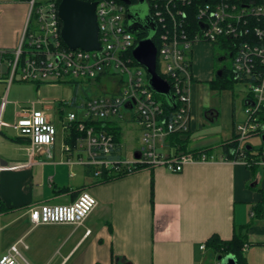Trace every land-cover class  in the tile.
I'll return each instance as SVG.
<instances>
[{
	"label": "built area",
	"instance_id": "built-area-1",
	"mask_svg": "<svg viewBox=\"0 0 264 264\" xmlns=\"http://www.w3.org/2000/svg\"><path fill=\"white\" fill-rule=\"evenodd\" d=\"M62 1L20 0L28 6L26 23L16 48L0 45V82H6L5 78L9 77L8 89L16 81L36 86L70 84L78 92L95 82L101 89L112 84L110 93L97 97L86 95L82 102L77 95L68 103L71 111L61 118L64 149L75 156V161L69 159L68 164L93 168L97 178H116L132 174L138 168L165 166L177 173L187 164L211 161L213 157L207 154L181 151L166 156L160 151L172 136L190 131L191 93L195 83L193 51L196 45L209 43L224 51L220 63H225L226 58L230 60L235 79L249 88L245 101L247 117L236 127L237 136L233 140L237 144L234 152L240 158L234 162L264 166V151L261 156L246 154L251 147L248 140L256 135L264 136V0H143L158 28V72L176 99L171 114L163 97L150 88L146 68L133 56L142 35L129 28L130 7L122 0H78L97 4L102 50L73 51L62 38L63 22L59 15ZM130 1L131 6H136L142 0ZM2 4L0 0V9ZM53 102L65 104L60 100ZM7 103L8 96L1 104L0 137ZM19 109L13 124L16 139L28 140L33 150L53 146L58 132L52 116L46 112L51 106L39 110L37 103H31ZM125 122L138 128L141 140V148L129 158L123 153L124 145L120 146L110 130L117 126L123 133ZM136 154L140 157L136 158ZM31 165L29 162L11 169ZM6 169L0 165V170ZM97 206V199L83 191L71 205H37L29 209V214L36 227L79 226ZM201 249L207 250L206 244ZM248 249L249 245H245L244 251ZM23 261L17 246L0 256V264H23ZM213 264L223 263L217 257Z\"/></svg>",
	"mask_w": 264,
	"mask_h": 264
},
{
	"label": "crops",
	"instance_id": "crops-1",
	"mask_svg": "<svg viewBox=\"0 0 264 264\" xmlns=\"http://www.w3.org/2000/svg\"><path fill=\"white\" fill-rule=\"evenodd\" d=\"M16 19L18 23L11 25L5 14L0 17L3 48L17 47L25 18L17 15ZM202 50L199 46L193 51L195 83L187 151L211 149L213 159L187 164L177 173L160 166L100 183L93 168L68 164L75 156L65 151L64 135L60 143L56 139L51 147L33 150L28 140L12 139L2 131L0 165L8 169L0 170V253L5 255L17 246L24 264H123L114 263L115 258L130 264H213L211 257L217 256L201 246L213 235L231 240L236 225H247V262L264 264V215L254 213L262 202L264 183L259 187L246 164L227 161L224 156L223 145L244 120L237 121L233 109L220 118L204 103L208 89L219 91L210 84L219 78L217 69L212 71L210 50L206 54ZM204 77L206 86H196ZM228 90L232 89L221 91ZM66 102L58 104L60 118L62 107L69 106ZM52 109L53 105L48 110ZM217 118L223 120L218 132L211 129L209 136L194 137L198 129L204 130ZM175 137L160 149L166 156L181 152L171 143ZM29 162L31 166L11 169ZM83 191L90 192L98 206L82 225L36 227L31 223V207L71 205Z\"/></svg>",
	"mask_w": 264,
	"mask_h": 264
},
{
	"label": "rangeland",
	"instance_id": "rangeland-1",
	"mask_svg": "<svg viewBox=\"0 0 264 264\" xmlns=\"http://www.w3.org/2000/svg\"><path fill=\"white\" fill-rule=\"evenodd\" d=\"M1 2L3 3L1 6L3 7V10L0 11L1 12L0 17L1 15L5 14L6 21L10 22L12 20V22H10L12 23L11 25H15L18 23V19H16L17 15H24L25 18L24 24L26 23V17L28 11V6L26 4L20 3V0H1ZM136 8L141 11L142 18H145L149 12L148 4H141V5L138 4L136 5ZM13 19H15V21ZM7 31L11 32V30L10 31L7 30ZM198 45L204 48V50H202V54H206L207 49L210 50L211 59H212V71L214 69L216 70L220 65L217 63V60L223 56L224 51L218 48L217 46L209 43H201ZM198 45H196L195 48H198L199 47ZM215 75L212 74L211 77L214 78ZM7 79H9V77L5 78L6 80L5 83L4 81L3 83L0 82V97L2 98L1 104L3 102V99L6 96H8V103L4 109V116H3V120L5 123V126L3 127V133L7 137H10L12 139L17 136L16 132L13 129V124L15 122V114L17 111L20 110L19 108H21L22 106H26L31 103H37V108L39 110H45L47 106L53 105L54 109L46 110V112L54 116L55 126L58 132L57 141L59 143L62 142L63 125L60 121L61 118L58 108L59 105L54 104L53 100H60L63 102L67 101L66 103H69L75 97L74 87L70 84H43L39 87V89H37L36 85L34 84L21 83L16 81L11 85L10 89H8L7 83H9V81ZM206 80L207 78L205 77L200 78L199 80H197L198 82H196V86H201V85L206 86ZM112 87H113L112 84L108 83L106 89H101L98 88V84L95 82L91 84V86H86L78 92L79 93L78 101L79 102L84 101L86 95L90 97H97L104 93H110L112 91ZM231 91L229 90L210 91V89H208L207 92L205 93L206 101L204 103L207 105L208 108L210 107L215 109L217 113L221 115L220 118H222L225 114L231 112L233 109L236 113L237 121L242 122L247 117L245 101L249 93V88L246 84L242 82H236L233 85ZM229 94H232L231 97H233V100L231 99ZM1 104H0V111L2 110ZM62 108L64 110V112L62 113V118H66L69 112L71 111V107L64 106ZM222 124H223V120L217 118L215 123L207 125V127L204 130L198 129L194 137H204V134H206L205 136H209L210 133L208 132L211 129L214 132H218L219 127H221ZM210 126L212 127L210 128ZM122 128L124 130L123 153L125 157L129 158L133 156V153L135 151L141 148L140 132L137 127L133 125H128L126 122ZM248 142L253 144V147L255 148L256 150L255 152L257 154L259 153L260 149L263 147L262 135L253 136L248 140ZM253 182L258 183L259 187H261L262 184L264 183L263 165H258V169L256 173L253 175ZM0 254L3 255L4 253H0ZM211 258L213 259L212 261L214 263L215 259L213 257Z\"/></svg>",
	"mask_w": 264,
	"mask_h": 264
},
{
	"label": "water",
	"instance_id": "water-1",
	"mask_svg": "<svg viewBox=\"0 0 264 264\" xmlns=\"http://www.w3.org/2000/svg\"><path fill=\"white\" fill-rule=\"evenodd\" d=\"M122 1L130 7L128 11L130 30L138 35H146L134 49L133 56L140 65L146 68L150 76V88L156 94L164 97L170 108L175 109L176 99L171 93L170 85L162 78L157 68L158 51L154 43V37L158 29L157 24L150 18L149 13L145 18H142L141 11L136 6H131L130 0ZM141 4H145V2L142 0ZM96 6V3L78 0L62 1L59 8L60 19L63 22L62 38L71 50L81 49L87 52L102 50L99 41ZM223 72L222 70L218 72V78L223 77ZM262 140L264 144V136ZM135 156L136 158L140 157L138 154ZM218 259L223 264H237V260L233 255L219 256Z\"/></svg>",
	"mask_w": 264,
	"mask_h": 264
},
{
	"label": "trees",
	"instance_id": "trees-1",
	"mask_svg": "<svg viewBox=\"0 0 264 264\" xmlns=\"http://www.w3.org/2000/svg\"><path fill=\"white\" fill-rule=\"evenodd\" d=\"M146 35H142L140 36V40H142L143 38H145ZM154 40L156 41V46L158 49H160V43L158 40V36L155 35ZM155 43V42H154ZM132 53H130L131 55ZM221 61L220 59L217 60V63L219 64ZM158 71L159 67H158ZM239 82L235 79V76L232 74V72L230 74H228L227 72L223 73V77L219 78L217 80H214L212 82H210L211 86L213 89L216 90H225V89H232L233 85ZM40 86H37V88L39 89ZM75 90V97H77L78 95V89L76 87H74ZM74 97V98H75ZM164 101L165 98L163 97ZM167 103V102H166ZM166 110L168 111V113H172L171 110L172 108H170L169 105H165ZM110 130L113 132V134H115V137L117 139V142L121 145L124 144L123 142V133H122V129L120 127L114 126L111 127ZM189 132L184 134V135H176L175 138H173V140L171 141L172 145L175 147H180L179 150L181 151H187V145H188V141H189ZM236 134L228 141V143L223 145V152H224V156L226 158L227 161H234V160H239L240 158L235 154L234 150L237 147V144L233 141L236 138ZM18 141V140H16ZM249 145V144H248ZM247 147V145H246ZM247 149V148H246ZM255 148L253 146H251L250 148H248V150H246V154L249 155V157H253V156H261L263 151H264V147H262L259 151L258 154L255 153ZM196 155H202V154H207L208 156H210V154H212L211 149H202L199 151H194L192 152ZM248 168L251 170L252 174L254 175L258 169V166L255 164H251L250 166H248ZM145 168H138L137 170L133 171L132 174L142 171ZM151 169V168H150ZM128 175L131 174H125V175H121L119 177L113 178V177H108V176H102L100 178V183H106L109 181H112L114 179H118V178H122V177H126ZM262 192V202L260 204H258L255 208H254V213L255 216H262L264 215V191ZM245 245H249V241H248V226H235L234 228V235L233 238L231 240H223L222 238H220V236L218 235H213L212 237H210V239H208V241L206 242V246L207 249L211 250L217 257L222 256H228V255H233L236 260H237V264H248L247 262V258L245 255V251H244V247ZM118 261H123V264H130L128 261L126 260H121L119 258H115L114 259V263Z\"/></svg>",
	"mask_w": 264,
	"mask_h": 264
},
{
	"label": "flooded vegetation",
	"instance_id": "flooded-vegetation-1",
	"mask_svg": "<svg viewBox=\"0 0 264 264\" xmlns=\"http://www.w3.org/2000/svg\"><path fill=\"white\" fill-rule=\"evenodd\" d=\"M220 70H222V71H226L228 74H230L231 72H232V63H231V61L230 60H227V58H226V60H225V63H220V65L218 66V68H217V78L219 77L218 76V72L220 71Z\"/></svg>",
	"mask_w": 264,
	"mask_h": 264
},
{
	"label": "bare ground",
	"instance_id": "bare-ground-1",
	"mask_svg": "<svg viewBox=\"0 0 264 264\" xmlns=\"http://www.w3.org/2000/svg\"><path fill=\"white\" fill-rule=\"evenodd\" d=\"M144 36V35H143ZM154 42H155V45H156V41L154 40ZM157 47V46H156ZM263 144V143H262Z\"/></svg>",
	"mask_w": 264,
	"mask_h": 264
}]
</instances>
